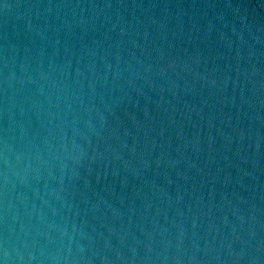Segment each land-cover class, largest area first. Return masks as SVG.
Listing matches in <instances>:
<instances>
[{
    "label": "water",
    "instance_id": "water-1",
    "mask_svg": "<svg viewBox=\"0 0 264 264\" xmlns=\"http://www.w3.org/2000/svg\"><path fill=\"white\" fill-rule=\"evenodd\" d=\"M0 264H264V0H0Z\"/></svg>",
    "mask_w": 264,
    "mask_h": 264
}]
</instances>
